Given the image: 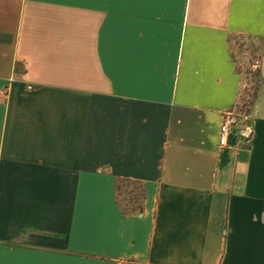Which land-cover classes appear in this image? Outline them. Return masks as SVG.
Here are the masks:
<instances>
[{"label": "crops", "instance_id": "crops-1", "mask_svg": "<svg viewBox=\"0 0 264 264\" xmlns=\"http://www.w3.org/2000/svg\"><path fill=\"white\" fill-rule=\"evenodd\" d=\"M0 264H264V0H0Z\"/></svg>", "mask_w": 264, "mask_h": 264}, {"label": "trees", "instance_id": "trees-1", "mask_svg": "<svg viewBox=\"0 0 264 264\" xmlns=\"http://www.w3.org/2000/svg\"><path fill=\"white\" fill-rule=\"evenodd\" d=\"M255 94L253 95V98ZM251 101L249 102L248 107L251 104ZM114 189L116 203L124 216H136L143 212L145 188L141 182L118 178L115 180ZM122 193L126 194L127 197L122 198Z\"/></svg>", "mask_w": 264, "mask_h": 264}, {"label": "built area", "instance_id": "built-area-1", "mask_svg": "<svg viewBox=\"0 0 264 264\" xmlns=\"http://www.w3.org/2000/svg\"><path fill=\"white\" fill-rule=\"evenodd\" d=\"M247 118V113L237 110L231 109L227 110L222 115V120L219 128V146L220 147H229L230 146V138L240 137L241 140L248 139L249 130L248 127L244 125V120ZM242 125V130L238 132L235 127L237 125Z\"/></svg>", "mask_w": 264, "mask_h": 264}, {"label": "rangeland", "instance_id": "rangeland-1", "mask_svg": "<svg viewBox=\"0 0 264 264\" xmlns=\"http://www.w3.org/2000/svg\"><path fill=\"white\" fill-rule=\"evenodd\" d=\"M242 53V51H238ZM247 63L244 67L245 78H244V89L241 95L239 104L235 109L246 112L249 102L252 100L253 95L258 84V66L260 56L257 52H252L247 57ZM124 192V191H123ZM122 198H126L127 195L122 193Z\"/></svg>", "mask_w": 264, "mask_h": 264}]
</instances>
